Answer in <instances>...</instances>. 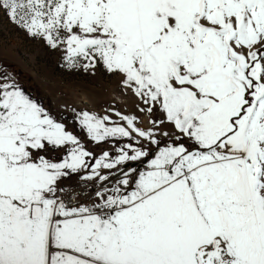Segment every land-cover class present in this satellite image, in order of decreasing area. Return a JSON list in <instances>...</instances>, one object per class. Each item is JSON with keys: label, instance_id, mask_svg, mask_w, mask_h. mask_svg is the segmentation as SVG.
I'll list each match as a JSON object with an SVG mask.
<instances>
[{"label": "snow or ice", "instance_id": "6c2138e0", "mask_svg": "<svg viewBox=\"0 0 264 264\" xmlns=\"http://www.w3.org/2000/svg\"><path fill=\"white\" fill-rule=\"evenodd\" d=\"M0 11L69 69L118 76L151 125L76 113L93 142L136 141L94 155L0 67V264H264V0H0ZM148 145L147 169L125 171ZM65 180L91 182L95 199Z\"/></svg>", "mask_w": 264, "mask_h": 264}, {"label": "rangeland", "instance_id": "374dc122", "mask_svg": "<svg viewBox=\"0 0 264 264\" xmlns=\"http://www.w3.org/2000/svg\"><path fill=\"white\" fill-rule=\"evenodd\" d=\"M0 67L11 73L15 82L26 94L41 103L94 155L98 156L103 150H108L114 156L117 147L135 144L136 141L129 138L110 137L104 142H93L87 136L86 130L79 125L76 119L78 112L88 111L100 116L107 114L111 117L110 125L118 122L126 126V122L115 115V112H120L123 115L137 116L138 127H151L150 117L137 108V105L140 107L145 105L120 85L118 76L109 74L102 64H99L94 72L92 70L86 72L82 67L69 69L64 64L61 50H52L42 40L29 37L2 11H0ZM109 109H115V111H109ZM162 117L163 113L156 111L152 118ZM162 130L172 131V125L165 123ZM158 138H160L159 134ZM166 142L167 138H161L160 146H164ZM141 143L144 141L141 140ZM148 147L152 149L149 157L140 162H130L124 170L127 171V167H135L137 171L147 169L148 159H151L158 150L154 145H148ZM62 152L63 149L60 153L49 151L46 156L51 158L55 155L58 161ZM94 162L89 158V164ZM116 178H119V173L113 177L112 183ZM72 179L76 180L75 175ZM81 184L86 183L79 185ZM64 185L66 191L77 187L75 184L70 185L67 180L64 181ZM91 196L95 199L94 193ZM82 202L89 201L85 199Z\"/></svg>", "mask_w": 264, "mask_h": 264}, {"label": "built area", "instance_id": "2783aa9c", "mask_svg": "<svg viewBox=\"0 0 264 264\" xmlns=\"http://www.w3.org/2000/svg\"><path fill=\"white\" fill-rule=\"evenodd\" d=\"M95 191V187L92 183H86L81 184L69 192L76 197V199H79L81 202L84 201L85 197L89 196V194H93ZM72 203H75V200L71 201Z\"/></svg>", "mask_w": 264, "mask_h": 264}]
</instances>
